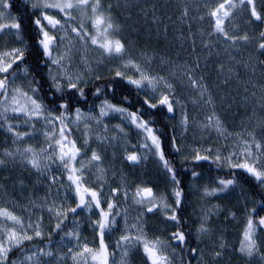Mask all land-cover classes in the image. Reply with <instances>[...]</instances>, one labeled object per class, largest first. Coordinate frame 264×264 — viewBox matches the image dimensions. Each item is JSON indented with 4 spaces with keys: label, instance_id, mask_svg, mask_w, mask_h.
I'll return each mask as SVG.
<instances>
[{
    "label": "rangeland",
    "instance_id": "374dc122",
    "mask_svg": "<svg viewBox=\"0 0 264 264\" xmlns=\"http://www.w3.org/2000/svg\"><path fill=\"white\" fill-rule=\"evenodd\" d=\"M29 2L33 5L38 0ZM47 2L55 3L57 0ZM222 2L224 0H100V10L118 28L113 38L120 39L125 45L122 57H109L103 49L92 45L87 37L81 40L71 31L72 27L79 28L83 24L82 31L96 35L90 7L73 9L70 16L58 9H45L43 14L54 16L63 25L50 30L58 38L54 55L63 54L68 47L72 49L70 62L66 61L63 69L52 65L49 77L59 75L60 82L66 86L64 72L73 80L81 77L78 83L81 85L117 71L139 79L135 68L125 67L129 60L134 61L149 76L163 77L172 86L171 121L183 159L197 155L216 158L219 155L226 166L230 165L225 158L231 157L233 164L248 162L264 168V55L258 50L264 22L251 18V6H238L228 18H224L223 24L228 35L237 39L235 42L226 40L214 32L215 19L210 15ZM233 3L239 5V0H233ZM254 4L264 18V0H254ZM3 10L13 18L7 8ZM185 10L186 16L183 14ZM42 13L40 17L43 20ZM11 22L12 19L0 21ZM42 22L49 30L47 21ZM65 33L67 39L61 43L59 37ZM245 35L247 41L239 39ZM25 47L26 40L17 29L0 32V54ZM189 70H192L191 75L199 86H193L188 79ZM11 87L10 96L20 94L14 91L17 88L31 95L21 83L16 82ZM203 89L206 91L202 97ZM140 91L153 103H158L156 97L162 93H169L163 82L157 85L155 93L147 85ZM21 98L24 104L29 105L23 96ZM209 99L211 103H206ZM80 112L84 118L70 125L82 137L77 157L82 171L78 175L89 189L92 188L91 191L98 192L101 200L99 209L93 202V211V207L77 208L76 186L71 184L69 174L55 159L59 153L55 139H60V136L58 124L47 109L35 120L25 115L7 118L5 123H0L3 129L0 130V161H3L0 163V210L14 213L11 214L23 221L28 234L36 237V230L42 236L44 232L53 230L68 211L77 208L72 236H60L49 251L44 249L43 254L32 249L14 264H86L87 261L100 264L92 259L100 247L96 222L100 219L101 209L109 211L108 203L115 205L111 210L115 223L103 237L108 264H151L144 251V243L151 245L156 241L161 242L158 247L163 255L169 257V264H182L180 245L172 238L175 221L168 218L175 206L174 182L151 140L146 139L147 133L120 113L112 112L106 118L100 117L98 111ZM74 115L76 120V110ZM49 120L52 123H48ZM97 120L102 122L98 124ZM9 125L13 129L11 132L8 131ZM16 132L23 133V139H18L14 135ZM256 144L260 145L259 149ZM27 148H31L39 160V169L29 163L32 154L22 155ZM93 152L100 155L101 160L89 164ZM131 152L138 153V164L126 160ZM50 154H54V160L47 158ZM82 187L86 186L82 184ZM221 187L218 181L207 175L197 176L192 182L190 216L194 221L196 238L195 264H264V238L258 234H253L256 249L252 256L240 251L242 242H245L250 209L254 205L250 191L230 185L214 195L205 194ZM138 188L154 190L152 203L135 202L139 199L135 197ZM90 199L86 195V202ZM149 207L153 211H147ZM202 225L206 231H201ZM11 227H14L13 222L0 216V236H4ZM15 227L20 231V226ZM124 235L132 240L139 237V241L134 246L118 243ZM85 246L92 249L86 256L83 255ZM48 252L52 255H46ZM32 253L36 255L26 260L25 257Z\"/></svg>",
    "mask_w": 264,
    "mask_h": 264
},
{
    "label": "snow or ice",
    "instance_id": "6c2138e0",
    "mask_svg": "<svg viewBox=\"0 0 264 264\" xmlns=\"http://www.w3.org/2000/svg\"><path fill=\"white\" fill-rule=\"evenodd\" d=\"M245 4L251 6L250 7V16L255 21H261L264 22V18L257 12L254 0H239V5L233 3V0H224V2L220 3L214 10L211 11L210 15L215 19L214 23V32L223 35V37L226 40H232L235 42L237 37L229 36L228 33L225 31V28L223 26L224 24V18H228L232 14V10L235 9L238 6H244ZM33 8H44V9H58L59 12L65 13L66 16L71 15V10L73 9H86L88 7L91 8V11L93 13L94 19H92V26L96 31V35H90L86 31H82L84 28V25L81 24L79 28L72 27L71 31L76 34L77 37H79L81 40H84L86 37L90 40V43L92 45L98 46L100 49H103V52L107 54L109 57L115 55L122 57L125 53V45L121 42L120 39H114L113 34L114 32L118 31V28L111 22V19L109 17H105L103 12L100 10V0H57L55 3H49L47 0H38L37 3H34ZM9 7L8 0H0V21H4L7 19H12L11 23H0V32H3L5 29H17L19 30L20 24L15 22L14 18H10L8 14L3 10ZM185 16L187 15V10L183 13ZM222 14V15H221ZM42 18L44 21H47V25L50 26L49 30H45V25L41 23V19H36L35 24L38 26L39 31L41 33L42 38L39 40V45L43 49V53L45 57L48 58L50 63L52 65H55L57 69H63L65 67V62H70L71 59V53L72 49L71 47H68L65 49L63 54L60 55H54L55 50L58 47V38L54 34H50L51 29H57V27H63L61 24V21L59 19H56L52 15H47L42 13ZM261 42L258 45V50L261 55H264V33H261ZM65 39H67V33H65V36L59 37V41L62 43ZM239 39H242L244 41L248 40L247 35L243 37H239ZM207 47V45H205ZM11 58V59H9ZM24 59V51L20 48L13 49L11 52H4L3 54H0V96H3L5 98V101L8 100V88L11 83H14V78L16 75V72L13 68V65H16L17 62L23 61ZM264 63V62H262ZM125 67H132L135 68V70L139 73L140 78L139 79H132L131 77H128V83L134 85L136 88L141 89L144 88L146 85L148 87H151L153 90V93L157 91V85L160 83H164L167 88L169 89L168 94H161L160 96L156 97L158 103H151L149 99L144 100V104L147 105L150 108H157L158 106H166L167 111L169 113L173 112V100H170L171 95V89L172 86L170 84H167V81L164 80L163 77H152L149 76L147 73L143 72L139 65L135 64L134 61L129 60ZM26 71V70H25ZM191 71L188 72V79L191 81L193 86H199L198 81L194 79L191 75ZM63 75L67 78V83L70 88H77V84L80 82L81 77L77 76L75 80H73L71 75H68L67 72H64ZM116 75L122 76L123 73L120 71L116 72ZM51 79L54 83V86L57 91H62L63 87L60 83L61 77L59 75H52ZM146 82V84H145ZM17 93H20L21 96H23L27 101L31 104V110L29 111L27 105L20 104L19 100L15 95L11 98V104L14 105L11 107V110L13 113H24L28 116H39L43 113L44 109L43 106L37 102L36 99H34L31 96H28L27 93L21 92L19 88L14 90ZM35 91V89H33ZM206 89H203L201 91V96H204V92ZM97 94L100 93V89L96 90ZM83 93L81 92V95ZM178 103V101H175ZM206 103H211V99L207 100ZM62 108L67 110L68 104L64 103L61 105ZM8 111V108L6 107L4 109L3 113H0V118L7 119V117L4 115ZM109 112H115L120 113L122 116H124L126 119H129L132 124H134L138 129H143L147 133L146 139L151 140V145L155 147L156 152L159 154L160 159L164 161V167L169 171L172 172L171 167L169 166L168 162L164 160V156L162 151L160 150V141L159 138L153 134V129L148 126V122L143 120L140 115L136 112L128 113L126 109L124 108H118L112 104H109L107 101L104 102V104L100 108V117L107 116ZM83 114L80 112L79 109L76 110V120L72 121V123H75L76 121H79L83 119ZM56 119H59L63 127L59 129V136L60 139H55V144L58 146L59 153L58 156H55V159H58L60 162V165L65 169L69 171L68 180L71 182L72 185L76 186V194L79 197V203L77 204V208H80L81 206H85L88 209H91L93 206V202L95 204L96 208L101 207V200L99 198V194L96 191H90L87 187H82V178L81 175H78L79 172L82 171V169L77 168L76 162L77 157L80 155V149L76 146L75 141H69L68 136L66 134V129L68 128V125L64 123L65 117L64 114H61V117H57ZM88 119H94L93 117H88ZM211 117L209 120L211 121ZM28 121H26L27 123ZM101 120H97V123H101ZM48 123H52L51 120L48 121ZM184 123H187V117L184 118ZM216 126L219 130L220 128V122L217 118L216 120ZM8 131H13L12 126L9 125ZM70 131V130H69ZM123 131V129H121ZM14 135L17 136L18 139H23L24 134L23 133H14ZM47 135V134H46ZM54 139V137H53ZM145 147H149V145L145 144ZM257 149L260 148L259 144L255 145ZM51 147V145H49ZM247 148V145H246ZM178 150V149H177ZM6 155H11V153H5ZM32 154V159L29 161V163L32 164L34 168L39 169L40 163L39 160L36 158L35 154L33 153L31 148L24 149V152L22 155ZM248 155L251 156L252 153L249 151ZM49 160H54V154H50L47 157ZM130 161H137L139 157L135 154L129 155L127 157ZM197 161L199 160H206L208 157L206 156H200L197 155L195 157ZM101 160L100 155H98L96 152H93L91 155V158L89 160V164L92 162H99ZM216 160L220 161L221 157L219 155L216 156ZM225 161L231 166L235 168H241L245 169L247 173L251 174L257 181H260L261 183H264V168H258L255 164H250L248 162L244 163H232L231 157L225 158ZM0 163H3V161H0ZM101 173L103 172V169L100 170ZM195 175V173H194ZM172 180L174 183L179 184V181L176 180L175 175L173 174ZM234 180H220L219 184L222 186L219 189H213L212 191H206V195H214L217 191H224L226 190L230 185L234 184ZM117 190H113L115 193ZM86 195L90 196V201L86 202ZM125 195H127L125 193ZM174 195L176 197V205L179 206L180 204V198H181V191L175 190ZM135 197H138L139 199H136V203H152L154 197L152 193L151 188H138ZM115 207L113 203H108L107 208L109 211H104L101 209L99 215L100 219L96 222L98 229H99V235H100V247L97 254L92 256L93 260H97L100 262V264H108V253H107V247L104 244V234L106 230L111 229V226L115 223V217L112 214V209ZM164 207H168L167 205H164ZM77 208L71 209L73 213L77 211ZM51 211V209H49ZM147 211L151 212L153 211V208L149 207ZM255 211V210H254ZM57 215H61V213H57ZM116 215H119L117 212ZM0 216L6 217L7 220H10L13 222L14 227L8 228L6 230V234L4 236H0V264H5L7 261L8 253L12 250L13 247H19L23 244L25 240H31L33 239V236L28 234V232L24 229L23 221L16 217L15 215H12L7 210H0ZM66 218V217H65ZM169 219L176 221L177 216L175 215V210H173V214L168 217ZM57 223L56 228L60 229L61 224ZM258 224L260 226H264V217H261L258 221ZM20 226V231L16 230L15 226ZM29 228L32 227L31 224L28 225ZM38 227V226H37ZM256 229V224L254 223L253 219L250 217L247 222V228L244 232V239L245 242H242L240 251L242 253H245L248 256H252L254 253V250L256 249V241L253 239V234ZM207 229L204 228V226H201V231H206ZM35 236L40 237L41 232L39 230L35 231ZM66 235L72 236L73 233L69 232ZM174 240H177L181 243L184 242L185 236L183 233L178 232L174 233L173 237ZM139 241V237L135 238V240H132L128 235H124L120 238V242L125 245H131L134 246L136 242ZM161 244L160 241L153 242L151 245L147 242L144 243V251L148 255L149 260H151V264H169V259L166 255H163L160 252L159 245ZM85 252H92V249L87 248L85 246L84 248ZM35 253H32L31 256H26V260H31L33 256H35ZM46 255L51 256L52 253L48 252ZM219 255V253H217ZM23 264V262H22Z\"/></svg>",
    "mask_w": 264,
    "mask_h": 264
},
{
    "label": "trees",
    "instance_id": "16d2710c",
    "mask_svg": "<svg viewBox=\"0 0 264 264\" xmlns=\"http://www.w3.org/2000/svg\"><path fill=\"white\" fill-rule=\"evenodd\" d=\"M10 3L12 7L9 13L13 15L15 22L20 24L18 31L26 40V47L23 49V61L13 65L16 75L14 83L9 85L8 98L12 92L11 86L16 82L21 83L45 105L48 112L57 122L58 131L63 125L56 118L61 117L62 113L64 114V123L68 125L66 129L68 140L75 141L77 147L82 145V137L77 135L76 130L70 124L72 116H74L73 112L78 106L90 111L95 110L99 104H104L107 101L118 108L126 109L128 113L136 112L143 120L147 121L148 126L153 129V134L159 138L160 150L163 153L164 160L168 162L172 169V172L168 171L170 176L172 177L174 174L176 180L179 181V184L174 183L175 190H180L182 193L179 206L176 205V197L174 206L175 215L177 216L174 233L181 232L185 236L183 243L177 241L182 252V264H195L196 238L194 237V221L192 216H190V209L192 182L197 176L207 175L215 179L216 182L218 181V183L220 180L231 179L235 181L232 185L241 186L250 191L253 198L252 202L254 203L250 209V217L256 224L254 233L264 238V226L258 224L259 219L264 217V186L260 181H257L245 169L226 166L222 161H217L215 157L199 161L195 158L183 159L179 153L176 129L171 121L172 113L167 111L166 106H158L153 109L145 105L144 100L149 98L140 91L141 89L128 83V77L125 75L119 77L116 74H110L105 77L100 76L86 85L77 84V88H70L64 85L65 83L60 82L63 90L57 91L49 77V72L53 66L48 58L45 57L43 49L39 45V40L42 36L38 26L35 24L36 19H41L38 15V10L33 8L28 0H8V4ZM42 21L41 19V23L44 25ZM45 30L48 29L45 27ZM50 34L52 33L50 32ZM23 67L27 68L26 75L21 73ZM97 89H100L99 94L96 92ZM81 92L83 93L82 95ZM3 102H5V98L0 96V105ZM150 102L153 103L152 101ZM64 103L68 104L67 110L61 107ZM75 166L79 168L80 163L77 161ZM65 172L69 174L68 170H65ZM82 184L89 189L88 184L83 183V181ZM89 190L91 191L92 188ZM7 211L12 213L9 210ZM74 217L75 214L70 210L60 220V222L63 221L60 229L55 226L53 230L44 232L42 236L25 240L19 247H14L8 253L5 264H14L32 249L55 245L58 238L71 226Z\"/></svg>",
    "mask_w": 264,
    "mask_h": 264
},
{
    "label": "bare ground",
    "instance_id": "6f19581e",
    "mask_svg": "<svg viewBox=\"0 0 264 264\" xmlns=\"http://www.w3.org/2000/svg\"><path fill=\"white\" fill-rule=\"evenodd\" d=\"M132 154H135V155H137V156L139 157V155H138L137 152H131L129 155H132ZM129 155H128V156H129ZM128 156H127V157H128ZM127 157H126V160H127L128 162L132 163V164H138L139 161H140V158H139L137 161H135V162H134V161H130V160L127 159ZM115 193H116V192H115Z\"/></svg>",
    "mask_w": 264,
    "mask_h": 264
},
{
    "label": "flooded vegetation",
    "instance_id": "af4514ba",
    "mask_svg": "<svg viewBox=\"0 0 264 264\" xmlns=\"http://www.w3.org/2000/svg\"><path fill=\"white\" fill-rule=\"evenodd\" d=\"M15 4V3H14ZM12 7V4L10 3L9 4V7L7 8V10H10V8ZM43 10H45V9H43ZM41 11V10H40ZM10 14V13H9ZM11 15V14H10ZM11 16H13V15H11ZM157 205V204H156Z\"/></svg>",
    "mask_w": 264,
    "mask_h": 264
},
{
    "label": "water",
    "instance_id": "95a60500",
    "mask_svg": "<svg viewBox=\"0 0 264 264\" xmlns=\"http://www.w3.org/2000/svg\"><path fill=\"white\" fill-rule=\"evenodd\" d=\"M152 193H153V190H152ZM153 196H154V193H153Z\"/></svg>",
    "mask_w": 264,
    "mask_h": 264
}]
</instances>
